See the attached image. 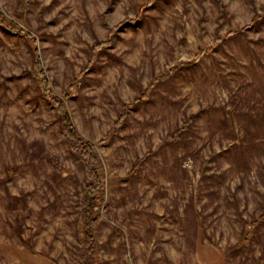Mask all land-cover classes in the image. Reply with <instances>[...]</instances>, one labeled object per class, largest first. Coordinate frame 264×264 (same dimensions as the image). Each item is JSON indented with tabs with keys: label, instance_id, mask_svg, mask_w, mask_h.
Wrapping results in <instances>:
<instances>
[{
	"label": "rangeland",
	"instance_id": "1",
	"mask_svg": "<svg viewBox=\"0 0 264 264\" xmlns=\"http://www.w3.org/2000/svg\"><path fill=\"white\" fill-rule=\"evenodd\" d=\"M146 2L0 0L8 20L38 38L57 94L78 77L67 106L87 138L107 136L132 104L98 147L103 264H264V0ZM125 18L137 22L109 37ZM109 38L85 72L92 44ZM31 63L29 42L0 26V264H79L83 163L23 72ZM5 183L27 204L12 210Z\"/></svg>",
	"mask_w": 264,
	"mask_h": 264
},
{
	"label": "trees",
	"instance_id": "2",
	"mask_svg": "<svg viewBox=\"0 0 264 264\" xmlns=\"http://www.w3.org/2000/svg\"><path fill=\"white\" fill-rule=\"evenodd\" d=\"M146 8L153 7L157 0H146ZM220 2V8L223 10V4ZM255 20V19H254ZM137 19L125 18L110 28L109 37L115 35L121 28L126 25L136 23ZM0 26L14 35L25 38L31 48V67L23 72L33 78L37 84V89L51 106L54 115L58 120L60 130L66 140L69 151L77 158H80L83 163V189L80 196V210L77 216L78 228L76 229V238L81 247V256L79 264H103L100 243L94 231L93 222L107 205V178L105 171V163L98 147L107 145L111 134H117L119 130L125 125L127 115L131 109L132 104L124 103L122 109L114 121L113 126L109 129L108 135L104 138L93 141L87 138L77 127L73 117L67 106V100L70 98V91L73 88L74 82L78 77L73 79L66 89L64 96H61L53 89L51 80L48 76L47 70L44 67L40 50L37 46L38 38L28 30L22 29L17 23L10 22L6 16L5 11L0 6ZM246 28L239 31H230L227 36L242 33ZM222 41L221 38L216 39L213 44L217 45ZM110 38L106 40L96 41L92 44L89 54L88 63L85 67V72L93 67L98 60L99 54L102 50L109 47ZM178 70V66H174L168 70H164L159 74L155 81L147 86L136 98V102L147 101L150 98L151 90L154 83L158 80L164 81L169 79ZM134 105V104H133ZM193 118H187L182 126L176 128L173 135L176 139L181 137V134L192 123ZM143 159L137 157L132 168V172L136 173L139 169ZM9 176H13L14 169L8 168ZM7 195L10 196L8 205L12 210L19 209L22 204H27V195L22 193L20 195H12L8 190L6 183L3 185ZM21 238L26 241L24 235Z\"/></svg>",
	"mask_w": 264,
	"mask_h": 264
}]
</instances>
